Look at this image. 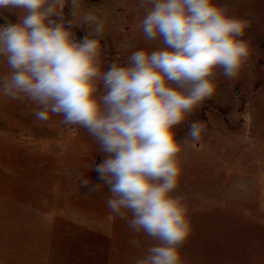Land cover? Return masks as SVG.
I'll list each match as a JSON object with an SVG mask.
<instances>
[{
	"label": "clouds",
	"instance_id": "clouds-1",
	"mask_svg": "<svg viewBox=\"0 0 264 264\" xmlns=\"http://www.w3.org/2000/svg\"><path fill=\"white\" fill-rule=\"evenodd\" d=\"M134 10H142L134 28L152 46L105 68L104 22L79 11V0H0V15L17 16L0 25L8 69L0 95L30 102L36 121L59 116L92 138L103 154L92 170L108 190L107 209L147 244L133 264H186L193 209L179 192L183 154L205 131L189 118L216 93L218 76L236 79L249 62L250 21L218 0H137ZM74 25L89 30L78 39Z\"/></svg>",
	"mask_w": 264,
	"mask_h": 264
},
{
	"label": "rangeland",
	"instance_id": "rangeland-1",
	"mask_svg": "<svg viewBox=\"0 0 264 264\" xmlns=\"http://www.w3.org/2000/svg\"><path fill=\"white\" fill-rule=\"evenodd\" d=\"M136 2L79 0V11L104 22L105 68L152 46L134 28L142 15ZM218 2L250 21L243 39L252 54L236 79L217 77L216 93L189 118L205 131L183 154L179 192L193 209V232L181 251L186 264H264V0ZM64 12L71 19L70 4ZM88 30L73 26L78 39ZM7 71L0 58V74ZM33 107L0 95V264L134 261L147 244L107 209L108 190L92 170L103 157L98 146L62 117L34 120ZM176 131L185 139L188 122ZM93 185L101 187L91 191ZM134 238L140 248L129 243Z\"/></svg>",
	"mask_w": 264,
	"mask_h": 264
},
{
	"label": "crops",
	"instance_id": "crops-1",
	"mask_svg": "<svg viewBox=\"0 0 264 264\" xmlns=\"http://www.w3.org/2000/svg\"><path fill=\"white\" fill-rule=\"evenodd\" d=\"M134 261L132 260H125V259H118V260H108L103 262L102 264H133ZM201 264V263H199Z\"/></svg>",
	"mask_w": 264,
	"mask_h": 264
},
{
	"label": "trees",
	"instance_id": "trees-1",
	"mask_svg": "<svg viewBox=\"0 0 264 264\" xmlns=\"http://www.w3.org/2000/svg\"><path fill=\"white\" fill-rule=\"evenodd\" d=\"M4 23H6V21L0 19V25H3Z\"/></svg>",
	"mask_w": 264,
	"mask_h": 264
}]
</instances>
